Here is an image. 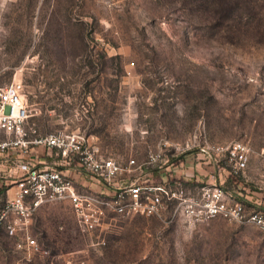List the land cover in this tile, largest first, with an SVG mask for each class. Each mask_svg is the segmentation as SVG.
I'll use <instances>...</instances> for the list:
<instances>
[{
    "label": "rangeland",
    "instance_id": "rangeland-1",
    "mask_svg": "<svg viewBox=\"0 0 264 264\" xmlns=\"http://www.w3.org/2000/svg\"><path fill=\"white\" fill-rule=\"evenodd\" d=\"M18 81L39 135L78 130L122 166L264 206V0H0V87ZM27 231L37 251L0 226V264H264L256 225L170 206L87 231L61 200Z\"/></svg>",
    "mask_w": 264,
    "mask_h": 264
},
{
    "label": "built area",
    "instance_id": "built-area-1",
    "mask_svg": "<svg viewBox=\"0 0 264 264\" xmlns=\"http://www.w3.org/2000/svg\"><path fill=\"white\" fill-rule=\"evenodd\" d=\"M22 91L19 81L0 87V129L14 135L0 141V150L43 145L59 158L54 166L21 164L23 174L14 181L13 195L0 201V226L9 236L19 233L27 249L38 250L36 239L27 231L33 214L40 206L61 200L69 202L78 225L87 231L100 225L107 212L159 216L170 206L172 218L181 215L189 221H202L223 217L252 223L264 233V206L247 208L243 200L216 183L202 185L192 193L180 181L154 179L152 172H145L133 159L122 166L114 158L103 156L78 130L39 135L35 127L26 128L29 109ZM230 154L239 166L247 161L246 147L240 142L232 145ZM160 157L159 153L151 155L147 164L156 163ZM72 165L92 183L77 184L66 170ZM134 169L140 170L137 176L131 175Z\"/></svg>",
    "mask_w": 264,
    "mask_h": 264
},
{
    "label": "crops",
    "instance_id": "crops-1",
    "mask_svg": "<svg viewBox=\"0 0 264 264\" xmlns=\"http://www.w3.org/2000/svg\"><path fill=\"white\" fill-rule=\"evenodd\" d=\"M24 125L26 128L33 126L28 122V119ZM13 137L12 133L0 129V141L10 140ZM58 160L59 158L52 149L43 145L30 144L27 148L10 146L0 150V201H4L13 195L16 189L14 181L23 174V170L20 168L21 164L32 162L38 166H54ZM66 170L80 186H87L92 183L90 178L83 175L75 165L67 167Z\"/></svg>",
    "mask_w": 264,
    "mask_h": 264
}]
</instances>
